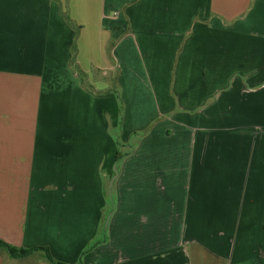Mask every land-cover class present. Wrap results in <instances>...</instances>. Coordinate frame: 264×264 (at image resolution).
<instances>
[{
	"label": "crops",
	"instance_id": "crops-1",
	"mask_svg": "<svg viewBox=\"0 0 264 264\" xmlns=\"http://www.w3.org/2000/svg\"><path fill=\"white\" fill-rule=\"evenodd\" d=\"M104 234L83 264H264V0H0V241Z\"/></svg>",
	"mask_w": 264,
	"mask_h": 264
},
{
	"label": "trees",
	"instance_id": "trees-1",
	"mask_svg": "<svg viewBox=\"0 0 264 264\" xmlns=\"http://www.w3.org/2000/svg\"><path fill=\"white\" fill-rule=\"evenodd\" d=\"M127 155L128 154H125L121 151H118V154H117L118 163H120V161H122ZM113 208H114V200L111 197L108 200V206H107L108 215L113 211ZM105 231H106V229H104V233H105ZM105 241H106V235L105 234L102 237H98L82 254V260H81L80 264L84 263V256L91 253L97 246L104 243ZM0 248L5 249L6 251H8V253L10 255H12L13 257L19 258V259L31 256L36 252H42L44 254L46 260L50 264H61L60 262L56 261V259H54V257L52 256V254L50 253V251L47 248L22 249V248H16V247L10 246V245L2 242V241H0Z\"/></svg>",
	"mask_w": 264,
	"mask_h": 264
},
{
	"label": "rangeland",
	"instance_id": "rangeland-1",
	"mask_svg": "<svg viewBox=\"0 0 264 264\" xmlns=\"http://www.w3.org/2000/svg\"><path fill=\"white\" fill-rule=\"evenodd\" d=\"M168 73H169V72H166V76H167ZM169 80H170V82H171L172 77H170ZM117 89H118V91H117V96H118V98H120V100H121L120 103H119V105H120V109H121V121H122V122H121V124L119 125L120 128H118V131H117V132H118V137H120V136H119V133H121L122 130H124V129H123V119H124L125 104H124V101H123V98H122V90L119 89V86H118ZM136 139H138L136 135H134V137L131 138L132 142L135 141ZM131 140H130V141H131ZM129 145H132V144H129ZM120 147H121V146H120ZM127 148H128V147H127ZM120 150H121L123 153L126 152V151L123 150V148H120ZM125 150H126V148H125ZM110 198H111V197H110ZM112 199H113V197H112ZM108 221H109V218L107 219L106 225L108 224ZM101 237H102V236H101ZM93 242H94V241H92V242L88 245V247H89ZM88 247H87V248H88ZM87 248H86V249H87ZM86 249H85V250H86ZM85 250L83 251V253L85 252ZM83 253H82V254H83ZM84 257H85V256H84ZM81 260H82V255L80 256V258L78 259V261H77L75 264H80V263H81Z\"/></svg>",
	"mask_w": 264,
	"mask_h": 264
},
{
	"label": "water",
	"instance_id": "water-1",
	"mask_svg": "<svg viewBox=\"0 0 264 264\" xmlns=\"http://www.w3.org/2000/svg\"><path fill=\"white\" fill-rule=\"evenodd\" d=\"M117 173H118V171H117ZM114 180H115V178L112 180L111 187H113Z\"/></svg>",
	"mask_w": 264,
	"mask_h": 264
}]
</instances>
